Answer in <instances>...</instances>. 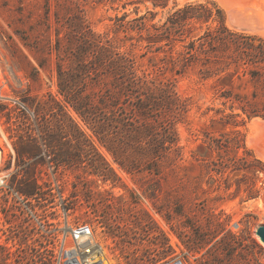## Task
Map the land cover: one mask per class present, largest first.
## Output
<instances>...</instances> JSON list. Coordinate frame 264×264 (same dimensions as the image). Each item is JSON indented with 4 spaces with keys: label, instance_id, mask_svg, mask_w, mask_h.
<instances>
[{
    "label": "rangeland",
    "instance_id": "obj_1",
    "mask_svg": "<svg viewBox=\"0 0 264 264\" xmlns=\"http://www.w3.org/2000/svg\"><path fill=\"white\" fill-rule=\"evenodd\" d=\"M187 1L192 0H170L166 9L158 8L156 20ZM213 1L224 9L230 28L264 36V0ZM76 3L96 31L110 36L117 15L135 16L132 0H0V173L8 180L0 186V264H69L77 247L74 229L85 226L110 264H264V243L256 234L264 224V175L244 179L243 172L232 173L226 190L224 183L210 184L205 161L192 155L202 153L198 145L206 129L219 136L231 127L210 119L220 107L231 111L217 98L214 80L202 79L197 68L176 76V90L187 104L176 125L184 151L179 166L152 170L140 163L139 170L126 169L59 91L57 33L63 37L68 30ZM145 10L141 4L140 12ZM230 19L253 30L237 29ZM130 46L127 40L124 49ZM139 61L150 69L146 56ZM37 103L44 108L38 111ZM61 105L83 130L80 137L57 130L64 122ZM47 126L65 143L61 150L79 153L71 146L91 141L96 152L83 153L81 164L56 166ZM237 127L247 148L264 161V118ZM98 155L111 178L88 167L86 158ZM34 179L39 188L26 195L22 186ZM226 231L236 238L223 250Z\"/></svg>",
    "mask_w": 264,
    "mask_h": 264
},
{
    "label": "trees",
    "instance_id": "obj_2",
    "mask_svg": "<svg viewBox=\"0 0 264 264\" xmlns=\"http://www.w3.org/2000/svg\"><path fill=\"white\" fill-rule=\"evenodd\" d=\"M169 2L132 0L135 16L117 15L112 36L109 31H96L76 3L68 30L63 37L57 33L60 93L126 169L139 170L140 163L152 170L166 164L175 169L184 159L176 125L187 111L176 90V76L197 68L202 79L214 80L217 98L231 109H216L211 121L231 127L219 136L206 129L198 145L202 153L193 152V157L205 161L210 184L224 183L226 190L232 173L243 172L244 179L264 175V161L247 148L237 127L254 117L264 118V36L230 28L224 9L213 0L176 3L165 18L156 20L158 8L166 9ZM141 4H146L142 13ZM119 31H126L127 37H118ZM127 40L131 46L124 49ZM139 56L147 57L150 69L141 68ZM37 107L44 108L42 103ZM62 107L64 122L57 130L80 137L83 130ZM54 130L45 127L56 166L81 164L83 153L96 152L91 141L71 146L80 148L79 153L61 150L65 143ZM227 149L234 154H226ZM85 161L93 174L111 178L101 155ZM22 188L26 195H34L39 187L34 179ZM235 238L226 231L220 240L222 249L227 250Z\"/></svg>",
    "mask_w": 264,
    "mask_h": 264
},
{
    "label": "built area",
    "instance_id": "obj_3",
    "mask_svg": "<svg viewBox=\"0 0 264 264\" xmlns=\"http://www.w3.org/2000/svg\"><path fill=\"white\" fill-rule=\"evenodd\" d=\"M7 185L8 180L3 175V182L0 186L6 187ZM82 230H85V232H82ZM74 231L78 233L74 238L76 239L77 247L74 248L75 253L69 256V264H104L105 260L108 259V254L102 244L98 242L93 243L94 235L91 228L85 226L79 230L74 229Z\"/></svg>",
    "mask_w": 264,
    "mask_h": 264
},
{
    "label": "bare ground",
    "instance_id": "obj_4",
    "mask_svg": "<svg viewBox=\"0 0 264 264\" xmlns=\"http://www.w3.org/2000/svg\"><path fill=\"white\" fill-rule=\"evenodd\" d=\"M253 15V14H252ZM256 17V16H255ZM257 18V17H256ZM255 18V19H256ZM261 18V17H260ZM254 20V19H253ZM250 21H252V20H250ZM229 23L232 25V26H235L237 29H241V28H239V27H244V28H247V29H252V28H250V27H248V25L247 24H245V23H239V21H236V20H233V19H230V21H229ZM252 23V22H251ZM257 23V22H256ZM258 24V23H257ZM241 25V26H240ZM239 26V27H238ZM253 30V29H252ZM249 31H251V30H249ZM248 31V32H249ZM255 31V30H254ZM262 32V31H261ZM253 33V32H252ZM261 35V34H260ZM258 127V126H257ZM2 151H0V153H1ZM2 154V153H1ZM1 154H0V157H1ZM3 182V175L1 176V173H0V184ZM104 264H110L107 260H105V262H104Z\"/></svg>",
    "mask_w": 264,
    "mask_h": 264
},
{
    "label": "water",
    "instance_id": "obj_5",
    "mask_svg": "<svg viewBox=\"0 0 264 264\" xmlns=\"http://www.w3.org/2000/svg\"><path fill=\"white\" fill-rule=\"evenodd\" d=\"M256 234L259 236L261 241L264 243V224H259L256 228Z\"/></svg>",
    "mask_w": 264,
    "mask_h": 264
}]
</instances>
